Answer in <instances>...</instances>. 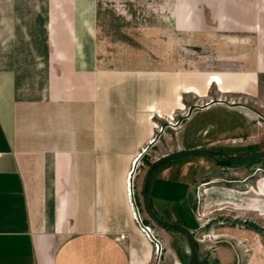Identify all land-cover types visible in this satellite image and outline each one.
<instances>
[{"label":"crops","instance_id":"0c3cea01","mask_svg":"<svg viewBox=\"0 0 264 264\" xmlns=\"http://www.w3.org/2000/svg\"><path fill=\"white\" fill-rule=\"evenodd\" d=\"M183 4L174 28L201 51L215 49L210 31L228 36L234 66L177 59L169 28L98 27L96 0H0V264H181L167 239L154 263L153 243L133 218L126 177L134 157L154 147L131 181L139 212L155 227L143 187L150 163L170 151L156 134L163 116L213 97L214 85L257 102L238 105L247 121L235 129L250 136L264 106V0ZM185 130L182 123L172 150L222 141L185 144ZM182 158L159 165L149 190L155 212L174 221L171 204L187 209L192 179ZM245 264H264V256Z\"/></svg>","mask_w":264,"mask_h":264},{"label":"rangeland","instance_id":"374dc122","mask_svg":"<svg viewBox=\"0 0 264 264\" xmlns=\"http://www.w3.org/2000/svg\"><path fill=\"white\" fill-rule=\"evenodd\" d=\"M182 1L96 0L97 26L101 28H169L171 29L173 56L177 59L182 55L188 59L189 64L234 66V62L227 58L229 54H232L231 52H234L226 49L225 39L228 36L217 33L213 35L210 31L207 34L210 40L207 42L214 43L215 49L205 45L201 51L196 49L191 39L174 28L175 11L177 25H181L178 14L185 5H181ZM191 6L195 12V4L193 3ZM218 7L220 9V5H217ZM218 12L219 20H222L220 10ZM205 14L206 21L214 24L208 15V9L205 10ZM249 38L254 39L255 36L245 39ZM251 54L253 53L251 52ZM262 80L263 77L259 76V83L261 87H264ZM217 91V86L214 87L213 85L210 88V93H216V95L201 97V99L198 96L195 97L192 104L196 102L201 104L206 101L208 104L193 107L192 109L196 110L191 115V111L188 113V110L183 109L181 112L179 110L173 111L175 115L172 117L163 116L164 122L160 125L163 129L160 130L159 126H156V134L165 137L168 143L165 147L167 150L174 151L172 148L176 143V131L182 123L186 129L183 135L185 144L203 141L205 138H217L222 141L207 148L226 151H239L246 147L264 149V113H262L264 106H257L261 109L259 110L261 113L252 117L255 123L254 135L245 136L244 133L235 129L238 125L244 127L246 124L247 119L242 113L243 107L230 103L240 101L255 107L257 102L246 94L236 95L237 93L222 92L221 90L218 93ZM218 98L225 101L214 100ZM210 100L214 101L211 102ZM213 102L221 104H211ZM206 106L208 107L199 108ZM158 116L161 117V115ZM257 119L261 121V124H258ZM243 135L246 137L243 142L231 141L233 137ZM152 149L154 147L146 151V148L143 147L140 154L146 152L150 154ZM182 157L188 162L185 165L186 174L188 178H192L188 180V205L186 210L181 209L179 211L180 209L173 202L171 209L180 216L177 222L186 227H188L186 224H193L194 218L196 219L197 227L191 230L196 240L198 264H245L246 259L251 254L264 256V195H260L264 184V163L261 164V170H253L254 165L256 168H260V162L234 161L230 165H223L206 153H194ZM138 167L139 164H136L134 173ZM202 174L205 175L202 182L194 179ZM190 185H193V188H190ZM143 221L145 222L144 218ZM154 223L155 227L147 224L162 242L158 261L167 249L165 241L167 239L177 260L181 264H187L189 251L184 234L166 229L155 221ZM155 260L152 255V261L155 262Z\"/></svg>","mask_w":264,"mask_h":264},{"label":"water","instance_id":"95a60500","mask_svg":"<svg viewBox=\"0 0 264 264\" xmlns=\"http://www.w3.org/2000/svg\"><path fill=\"white\" fill-rule=\"evenodd\" d=\"M214 100L221 101V102L225 101L224 99H221V98L214 99ZM214 100H210V101L212 102ZM205 104H208V101H206L205 103H201V104H197V103L191 104L188 108V113H190L193 107L203 106ZM230 104L242 105L244 103L237 101V102H231ZM194 153H206L215 159L219 155L224 156L222 160L226 162L251 161V160H256L258 158H264V149H249L245 152H239V151L218 150V149L207 148V147H192V148L177 149L174 151L167 152L157 157L150 163L149 169L145 177L144 187H143L145 208L147 210L149 217L153 221L157 222L158 224H160L161 226L165 228L179 231L182 234H184L187 244H188V251H189V259H188L187 264H198V252H197L196 240H195L194 234L185 225L177 221H174V220L163 218L160 215H158L153 209L149 190H150L151 182L153 180V175L159 165H161L162 163L166 161L172 160L174 158L182 157V156L194 154Z\"/></svg>","mask_w":264,"mask_h":264},{"label":"built area","instance_id":"2783aa9c","mask_svg":"<svg viewBox=\"0 0 264 264\" xmlns=\"http://www.w3.org/2000/svg\"><path fill=\"white\" fill-rule=\"evenodd\" d=\"M257 122H258V124H261V121L259 119H257ZM160 127H162V126H159V128ZM245 138H246L245 136H237V137H233L231 139V141L232 142H243ZM151 140H152V138H151ZM139 154H140V151L136 155V157H134V159L131 163V167L129 168V170L127 172L126 194H127L129 201L131 202V204L133 206V218H134L136 224L138 225L139 229L146 235V237L153 243V256L156 259L154 263H157L158 258L161 254V250H162V242L153 233L152 228H150V226L143 221V217H142L141 213L139 212L137 205L135 204V200H134V196H133V192H132V187L130 186V182H129V180L132 179L133 173L135 171V168H136L135 160ZM124 236H125L124 233L119 234L120 238H123Z\"/></svg>","mask_w":264,"mask_h":264},{"label":"flooded vegetation","instance_id":"af4514ba","mask_svg":"<svg viewBox=\"0 0 264 264\" xmlns=\"http://www.w3.org/2000/svg\"><path fill=\"white\" fill-rule=\"evenodd\" d=\"M255 147H246V148H244V149H240L239 151H247V150H249V149H254ZM256 149V148H255ZM224 158V156H217V158H216V160L215 161H217V162H220V160H222ZM251 161H253V163H256V162H260V168H256V166L254 165L253 167H252V169L253 170H255V169H260L261 170V164H263L264 162H263V159H261V160H251ZM224 165V164H223ZM257 166H259V165H257ZM252 172V171H251Z\"/></svg>","mask_w":264,"mask_h":264},{"label":"trees","instance_id":"16d2710c","mask_svg":"<svg viewBox=\"0 0 264 264\" xmlns=\"http://www.w3.org/2000/svg\"><path fill=\"white\" fill-rule=\"evenodd\" d=\"M258 160V159H257ZM259 160H260V158H259ZM264 160V159H263ZM219 163H221V164H224V165H230V164H232V162H226V161H224V160H220V162ZM168 229V228H167Z\"/></svg>","mask_w":264,"mask_h":264},{"label":"bare ground","instance_id":"6f19581e","mask_svg":"<svg viewBox=\"0 0 264 264\" xmlns=\"http://www.w3.org/2000/svg\"><path fill=\"white\" fill-rule=\"evenodd\" d=\"M172 116H173V115H172ZM172 116H171V117H172ZM174 118H175V117H174ZM162 129H163V128L160 127V130H162ZM140 156H141V154L139 155V157H140ZM139 157L136 158V160H135V164H136V162H137V160H138ZM131 180H132V179H130L129 182H130V186L132 187V181H131Z\"/></svg>","mask_w":264,"mask_h":264}]
</instances>
